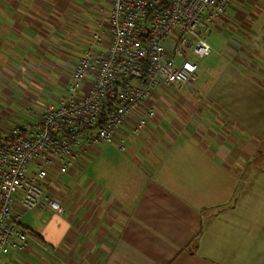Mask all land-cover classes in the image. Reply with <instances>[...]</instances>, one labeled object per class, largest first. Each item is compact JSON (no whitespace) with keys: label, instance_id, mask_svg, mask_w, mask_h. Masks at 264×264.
I'll list each match as a JSON object with an SVG mask.
<instances>
[{"label":"crops","instance_id":"1","mask_svg":"<svg viewBox=\"0 0 264 264\" xmlns=\"http://www.w3.org/2000/svg\"><path fill=\"white\" fill-rule=\"evenodd\" d=\"M78 13L70 0H0V136L55 99L97 27ZM215 33L202 88L157 92L156 119L97 182L59 177L65 217L37 209L42 230L19 225L31 240L0 264H264V0H236Z\"/></svg>","mask_w":264,"mask_h":264},{"label":"built area","instance_id":"2","mask_svg":"<svg viewBox=\"0 0 264 264\" xmlns=\"http://www.w3.org/2000/svg\"><path fill=\"white\" fill-rule=\"evenodd\" d=\"M236 0H109L106 28L75 55L61 95L26 106L24 125L0 136V260L23 252L30 235L18 220L43 209L65 217L52 188L69 173L82 176L88 155L100 146L126 152L158 115L159 91L179 90L196 78L211 54L206 37L220 31Z\"/></svg>","mask_w":264,"mask_h":264},{"label":"rangeland","instance_id":"3","mask_svg":"<svg viewBox=\"0 0 264 264\" xmlns=\"http://www.w3.org/2000/svg\"><path fill=\"white\" fill-rule=\"evenodd\" d=\"M70 1L72 4L75 3L76 8L79 12L78 16H77L78 17L77 20H79V22L82 25L92 27V25L85 23V20L80 17V14L84 17H86V16L89 17V19L95 18V20H96L95 24L97 22H99L101 25H104L103 30L106 28L107 25H106L105 16H106V10H108V8H109V0H70ZM55 19L58 20V22L60 24L61 23H65V24L70 23L68 18H66L64 15H58L57 18L55 16ZM81 21H84V22H81ZM90 31H92V32L89 34L85 43H91L92 36L94 34H96L99 30L95 26L94 28L92 27ZM215 32H217V31H210V33L206 37L207 43L209 44V46L214 51V53L212 55V60H217L215 58L218 55L220 49L222 48L223 42H224V40L220 37V35L218 33H215ZM74 57L70 59L69 63L72 64L74 62ZM190 61L193 63H196L198 65V68L200 67L199 71H198L199 73H202V70L204 68H206L207 66H208L207 68L211 67V65H209V63L207 65L206 58L201 60V61H197L193 58H190ZM50 81L51 80H49V82ZM51 83H56V82L52 81ZM201 85H202L201 81L197 80V81L190 82L187 85L183 86L181 88V90H179L178 92L176 91V88H171V89H174L178 96L186 97L185 94L188 93L189 89L191 91L194 90L195 88H196V90H200L202 88ZM60 95L61 94L59 92L53 90L52 97L55 98V100L58 99L57 97H59ZM179 99L181 101H183L182 97ZM18 117L20 119H22V121H23V119H25L26 116H24V114L21 113V114H18ZM92 152L93 153H90L88 155V160H85V163L83 164V171H82V174L85 176V178L89 182L91 180L92 181L94 180L97 182V180L94 179L93 176H95L96 173H98V169L102 170L104 168L105 173H106L108 170H110V168L113 169L112 165L114 163H118V160L124 159V156H125L124 153H121L117 149L116 145H114V144L97 147ZM105 160H106V162L102 163ZM35 212H36V210L23 212L20 215V218L18 220V224L21 227H24L28 231H33L35 233H39V231L42 230V228H43L41 221H42V219H45V218L36 215ZM44 215L47 217L48 216L50 217V215H52V214L51 213H45ZM4 258H6V255L1 257L2 260Z\"/></svg>","mask_w":264,"mask_h":264}]
</instances>
